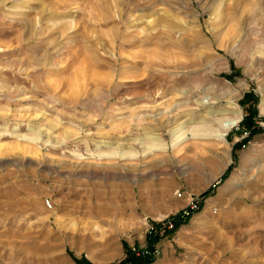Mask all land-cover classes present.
I'll use <instances>...</instances> for the list:
<instances>
[{
  "label": "rangeland",
  "instance_id": "1",
  "mask_svg": "<svg viewBox=\"0 0 264 264\" xmlns=\"http://www.w3.org/2000/svg\"><path fill=\"white\" fill-rule=\"evenodd\" d=\"M263 93L264 0H0V264H264Z\"/></svg>",
  "mask_w": 264,
  "mask_h": 264
},
{
  "label": "bare ground",
  "instance_id": "2",
  "mask_svg": "<svg viewBox=\"0 0 264 264\" xmlns=\"http://www.w3.org/2000/svg\"><path fill=\"white\" fill-rule=\"evenodd\" d=\"M237 36V35H236ZM197 40L200 42V43H202L203 45H209L208 44V42L205 40V39H203V37H197ZM234 40V39H233ZM211 43V42H210ZM211 45V44H210ZM210 47H212V46H210ZM181 94L182 95H186L187 96V99L188 98H190V97H192V95H188L187 93H185V91L184 92H181ZM263 96H262V100H261V110L262 111H264V93L262 94ZM186 98V97H185ZM209 108V107H208ZM189 114V113H188ZM234 114V113H233ZM240 116H241V111L240 110H237L236 112H235V115H234V117H232V118H229V119H225V120H223L221 123H220V127H221V129H222V131H223V134H222V137H225L226 136V134L228 133V131L230 130V129H232L233 127H235L237 124H238V122H239V120H240ZM179 118V117H178ZM167 121V125H171L172 123H173V121H174V118L173 117H168V120H166ZM176 123V122H175ZM156 129H157V127H155ZM146 129H148V130H153L154 129V127H152V125H150V123H148V125L146 126ZM149 132V131H148ZM151 138H155V137H151ZM224 139V138H223ZM158 140V139H157Z\"/></svg>",
  "mask_w": 264,
  "mask_h": 264
},
{
  "label": "built area",
  "instance_id": "3",
  "mask_svg": "<svg viewBox=\"0 0 264 264\" xmlns=\"http://www.w3.org/2000/svg\"><path fill=\"white\" fill-rule=\"evenodd\" d=\"M47 204L48 205H50V203L49 202H47ZM191 211H193V210H196L197 209V206L196 205H192L191 207ZM182 215V217H187V216H189L190 215V211H183L182 213H181ZM152 230H151V232H150V234H152ZM132 252L135 254V255H137V256H147L149 253H150V251L148 250V249H145V248H143V249H137V248H132Z\"/></svg>",
  "mask_w": 264,
  "mask_h": 264
},
{
  "label": "trees",
  "instance_id": "4",
  "mask_svg": "<svg viewBox=\"0 0 264 264\" xmlns=\"http://www.w3.org/2000/svg\"><path fill=\"white\" fill-rule=\"evenodd\" d=\"M138 259H140L141 261H146V262H149L148 260L149 259H146V258H138ZM84 262V261H83ZM86 262V261H85ZM81 264V263H80ZM86 264H90V263H88V262H86ZM120 264H125L124 262H122V263H120Z\"/></svg>",
  "mask_w": 264,
  "mask_h": 264
}]
</instances>
